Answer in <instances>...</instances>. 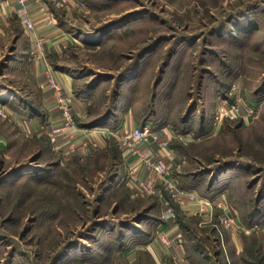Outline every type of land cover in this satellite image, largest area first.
Segmentation results:
<instances>
[{
  "label": "rangeland",
  "instance_id": "rangeland-1",
  "mask_svg": "<svg viewBox=\"0 0 264 264\" xmlns=\"http://www.w3.org/2000/svg\"><path fill=\"white\" fill-rule=\"evenodd\" d=\"M16 4L0 8V264H175L148 251L152 238L162 255L181 243L193 264L203 262L196 249L213 256V227L165 212L171 225L159 232L156 197L120 179L115 130L146 124L193 133L170 145L179 187L225 193L234 221L215 218L231 264H245L231 253L240 232L264 230V0H41L37 17L35 3L26 14ZM29 16L35 32L24 28ZM36 19L69 36L61 48L46 55ZM37 38L74 96L75 135L53 143L62 115L47 76L32 72ZM232 104L238 115L221 116ZM77 133L89 136L78 143Z\"/></svg>",
  "mask_w": 264,
  "mask_h": 264
},
{
  "label": "built area",
  "instance_id": "built-area-1",
  "mask_svg": "<svg viewBox=\"0 0 264 264\" xmlns=\"http://www.w3.org/2000/svg\"><path fill=\"white\" fill-rule=\"evenodd\" d=\"M23 14L27 13L29 1L39 4L41 0H15ZM54 3L62 8L66 6L69 0H53ZM12 1L0 0V8L10 7ZM24 28L29 33L36 31V26L31 17L24 19ZM48 24L52 20L47 21ZM43 40L37 38L34 40V47L30 53L33 58L41 59L44 57L42 52ZM33 44V43H32ZM63 48H67L63 45ZM47 87L53 90L58 110L61 111L62 128H55L49 135L50 141L53 143L60 132L66 129L73 135L74 119H73V97L72 94H63L62 85L55 78L51 70H47ZM228 110L221 114L227 118H234L238 115L239 106L232 104ZM220 116V117H221ZM114 134V133H113ZM193 133L189 131L174 132L169 125H163L160 129H154L150 125L119 127L115 130L116 141L118 148L121 151L122 164L124 168V176L120 179L126 181V185L136 193L140 192L146 195H157L162 192H167L170 200L181 204L184 191L178 189V182L175 172H178L181 162H178L173 157L170 145L172 141L187 142L192 139ZM188 200L193 203H198L203 207L212 208L211 199L199 191H188L186 193ZM164 206L167 211L171 212V206L167 199L164 200ZM201 209V208H200ZM165 246L169 245L167 239L163 236L158 238Z\"/></svg>",
  "mask_w": 264,
  "mask_h": 264
},
{
  "label": "crops",
  "instance_id": "crops-1",
  "mask_svg": "<svg viewBox=\"0 0 264 264\" xmlns=\"http://www.w3.org/2000/svg\"><path fill=\"white\" fill-rule=\"evenodd\" d=\"M12 4H11V9L12 8H16L15 0H11ZM15 2V3H14ZM17 5V4H16ZM8 8V7H7ZM41 8L45 9L44 4H35V5H30L29 7V11L31 12V14H33V17H37L39 14H36V12L41 11ZM17 9H19V6L17 5ZM38 19V18H37ZM37 19L35 21H37ZM39 21V22H38ZM37 24H39V26L37 28H39V34L42 36H44V50L46 52L47 55V51L49 48L52 47H56V48H61L60 43H62L63 40H67L69 38V36L63 32V33H58L57 31H55L52 27L50 26H44L42 24L43 21L38 20ZM38 33V31H37ZM34 67L32 68V72L35 76L38 77L39 80H44V75L47 74V70L49 68V64L46 62V59H41V60H36L34 62ZM62 80L65 82V86L68 88L69 83L71 81V78L69 77V75L64 74L63 76H61ZM43 82V84H44ZM42 84V83H41ZM46 91V90H45ZM42 109H48L49 107H45V103H43V105H41ZM53 110V109H52ZM50 118L48 119L49 121H57L59 120V113L58 112H54L52 115L50 114ZM31 125L34 124L36 125V123H38V121L36 120V118H32L30 121ZM89 132V131H88ZM92 132V131H91ZM74 134V133H73ZM75 135V134H74ZM88 134L87 133H77L76 137L79 138L78 143H82V139H87L86 137ZM85 150V148H84ZM175 157V155H174ZM177 159V158H176ZM178 161V159H177ZM177 173V172H175ZM178 174V173H177ZM178 182V181H177ZM178 189L184 191V195H182V202L181 204L176 203L172 200H170L167 192H162V194H157V195H152L154 197H156L157 199V203H159V206L161 207L160 209V213L162 214L161 217L159 216V220H157V225L155 226L159 232L163 231L165 228L169 227L171 224H168L169 222H167V220H164L165 217L163 216V214L167 211L166 206H164V200L167 199L169 201V205L171 206V217L173 218L172 221L175 222V217L178 218L177 222H181V220H185V219H196L199 220V222L201 224H203L204 226H211L213 227V237L215 238L214 240L218 242V244L220 245L219 250H217L216 252L213 253V256L211 253H204L202 251H198V249L195 250V260H203L202 264H231L229 258L231 256H229L228 251L225 249V238L223 237L222 234V230L220 229L222 224H220L218 221H216V215H217V211L220 210V212H222V216H230L233 215L234 216V208L232 207V205L229 204V200L227 199V196H225V193L221 194H215L214 197H212V194H209V198L211 199V205L212 208L206 207V206H202L200 204H196L193 202H190L188 200V197L186 196V193L188 191H198V190H194V189H188V187H179L178 184ZM201 208V209H200ZM170 213V212H169ZM161 218V219H160ZM228 220L231 222L232 220L234 221V218H228ZM233 225V224H232ZM230 225V229L229 231L231 232L230 235H233L232 229L233 226ZM215 227V228H214ZM224 227V226H223ZM243 233L240 232L239 234V247L236 245V249L233 250L231 253L232 254H244L246 255L247 258L243 259L245 264H264V257H262L263 255H261V247H264V230L262 232H258V231H244V229H242ZM177 246L173 247V251L172 249H170L169 251H167V254H165V252L160 253L162 251L161 246L159 245L157 239L152 238V240L146 244V247L148 248V251L152 253V255H154L155 257H157V255L160 256H164L166 257V259H170L172 262H174L175 264H193L191 263V260L194 259H190V257L187 255L186 256V252L184 250L183 245H181V243L175 244ZM156 250V251H155ZM174 252V253H172ZM185 254V255H184ZM162 257V259L164 258ZM228 259V261H227Z\"/></svg>",
  "mask_w": 264,
  "mask_h": 264
},
{
  "label": "trees",
  "instance_id": "trees-1",
  "mask_svg": "<svg viewBox=\"0 0 264 264\" xmlns=\"http://www.w3.org/2000/svg\"><path fill=\"white\" fill-rule=\"evenodd\" d=\"M154 224H153V227H155L156 225H157V223L156 222H153ZM148 243V242H147Z\"/></svg>",
  "mask_w": 264,
  "mask_h": 264
}]
</instances>
